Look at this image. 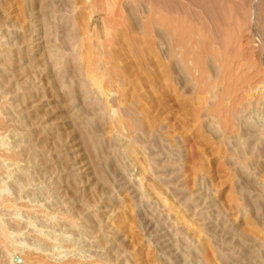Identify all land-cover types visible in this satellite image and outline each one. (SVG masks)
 I'll return each instance as SVG.
<instances>
[{"label":"rangeland","instance_id":"374dc122","mask_svg":"<svg viewBox=\"0 0 264 264\" xmlns=\"http://www.w3.org/2000/svg\"><path fill=\"white\" fill-rule=\"evenodd\" d=\"M257 1L0 0V264H264Z\"/></svg>","mask_w":264,"mask_h":264},{"label":"bare ground","instance_id":"6f19581e","mask_svg":"<svg viewBox=\"0 0 264 264\" xmlns=\"http://www.w3.org/2000/svg\"><path fill=\"white\" fill-rule=\"evenodd\" d=\"M161 1H162V0H161ZM257 2H258L257 0H250V5H249V6H250V7H249V8H250V9H249V10H250V14H253V13H254L253 10L256 9L255 7H256V3H257ZM199 5H200V4H199ZM203 5H204V4H203ZM166 9H168V8H167V7H166V8H163L164 14H163V11H162V14H163V15L159 18V26L161 27V30H162V31H161L162 33H161V34H162V37H163V38H164V35H165L166 33L169 34V33H171V31L173 32V31H175V29H179V27L176 28L177 26H179V24L177 25L178 21H177V23H176V21L173 20V18H172L173 16L171 17L172 20H170V19L167 17L168 15L166 16V14L169 13V12H167ZM168 10H169V9H168ZM184 10H185V9H184ZM249 10H248V11H249ZM263 11H264V10H263ZM166 12H167V13H166ZM171 12H172V10H171ZM252 12H253V13H252ZM165 13H166V14H165ZM261 13H263V12H261ZM253 15H254V14H253ZM244 16H245V15H244ZM247 17H248V16H247ZM247 17H246V18H247ZM236 18H237V17H236ZM248 18H250V16H249ZM174 19H175V18H174ZM176 19H177V18H176ZM250 19H251V18H250ZM250 19H249V20H250ZM249 20H248V21H249ZM85 21H87V20H85ZM180 22H181V21H180ZM249 22H250V21H249ZM181 23H182V22H181ZM181 23H180V24H181ZM146 24H147V23H146ZM146 24H145V25H146ZM183 24H184V23H183ZM147 25H148V24H147ZM188 25H189V24H188ZM182 27H183V26H182ZM184 27H186V26H184ZM184 27H183V28H184ZM181 29H182V28H181ZM190 30H191V29H190ZM190 30H189V31H190ZM104 31H105V30H104ZM185 32H186V31H185ZM181 33H183V31H181ZM188 33H191V35L194 36V34H192V31H191V32H188ZM216 33H217V32H216ZM171 34H172V33H171ZM174 34H175V33H174ZM174 34H173V35H174ZM183 34H184V33H183ZM176 35H177V34H175V36H176ZM187 35H188V34H187ZM191 35H190V36H191ZM160 36H161V35H160ZM183 36H184V35H183ZM193 36H192V37H193ZM168 37H169V36H168ZM179 37H180V36H179ZM171 38H172V37H171ZM183 38H185V37H183ZM193 38H194V37H193ZM169 39H170V38H169ZM173 39H174V38H173ZM194 39H196V38H194ZM162 40H163V39H162ZM174 41H175V40H174ZM178 41H179V40H178ZM178 41H177V42H178ZM181 41L183 42L182 39H181ZM189 41H190V43H191V42L194 41V40L192 39V41H191V40H189ZM172 42H173V41H172ZM184 42H185V41H184ZM184 42H183V43H184ZM186 42H187V40H186ZM186 42H185V43H186ZM170 43H171V42H170ZM174 43H175V42H174ZM183 43H182V44H183ZM187 43H189V42H187ZM187 43H186V44H187ZM190 43H189V44H190ZM183 45H184V44H183ZM190 45H191V44H190ZM194 45H195V44H194ZM194 45H193V46H194ZM189 47H190V46H189ZM207 47H208V46H207ZM216 47H217V46H216ZM171 48H172V47H171ZM174 48H175L174 50L172 49V50L174 51L173 54H174V55H180V54H181V51L183 50V49H182L183 47H182L180 44H179V45L177 44ZM192 48H193V47H192ZM188 49H189V48H188ZM196 49H197V48H196ZM205 49H206V48H205ZM205 49H204V50H205ZM193 50H194V49H193ZM187 51H188V50H187ZM183 53H185V52H183ZM189 53H190V52H189ZM217 54H218V53H217ZM185 55H186V54H185ZM189 55H190V54H189ZM163 56H164V55H163ZM167 56H168V55H167ZM170 57H171V55H170ZM174 57H175V56H174ZM201 57H202V56H201ZM201 57H200V58H201ZM168 58H169V56H168ZM201 59H202V58H201ZM95 60H96V59H95ZM164 60H165V58H164ZM166 60H167V59H166ZM200 61H201V60H200ZM221 61H222V60H221ZM162 62H163V61H162ZM162 64H163V63H162ZM165 64H166V63H165ZM225 64H226V63H225ZM160 65H161V64H160ZM164 67H165V66H164ZM164 74H165V73H164ZM88 77H89V76H88ZM89 78H90V77H89ZM117 92H118V91H117ZM101 95H102V94H101ZM88 102H89V101H88ZM118 120H119V119H118ZM2 148H3V147H2ZM4 149H6V148H4ZM2 151H3V150H2ZM7 151H8V150H7ZM3 153L5 154V152H3ZM6 153H7V152H6ZM1 154H2V152H1ZM7 154L9 155V153H7ZM10 154H11V153H10ZM2 155H3V154H2ZM3 157H4V155H3ZM0 159H1V158H0ZM2 159H3V158H2ZM12 159H13V158H12ZM4 160H5V159H4ZM6 160H7V159H6ZM1 162H3V161L1 160ZM8 163H9V162H8ZM14 163H15V162H14ZM3 166H4V165H3ZM14 168H15V167H14ZM1 200H2V199H1ZM3 200H4V199H3ZM8 200H9V199H8ZM8 200H6V202H3V203L0 202V203H1L6 209H7V208L9 207V205H10L9 202H7ZM9 201H11V200H9ZM12 202H13V201H12ZM16 202H17V201H16ZM16 202H15V204L17 205ZM1 204H0V206H2ZM14 206H15V205H14ZM10 207L12 208L11 205H10ZM15 207H17V206H15ZM15 207H13V208H15ZM2 208H3V207H2ZM2 208H1V209H2ZM13 208H12V209H13ZM24 208H25V207H24ZM8 209L11 210L10 208H8ZM37 213H38V212H37ZM69 222H70V221H69ZM2 230H3V229H2ZM5 234H6V233H5ZM17 235H18V234H17ZM9 244H10V243H9ZM9 254H10V253H9ZM9 256H10V255H9ZM9 256H8V257H9ZM31 259H32V258H31ZM28 261H29V260H28ZM39 261H41V260H39ZM34 262H35V261H34ZM28 263H30V262H28ZM32 263H33V262H32ZM49 263H50V262H49ZM30 264H31V263H30ZM38 264H40V263H38Z\"/></svg>","mask_w":264,"mask_h":264}]
</instances>
